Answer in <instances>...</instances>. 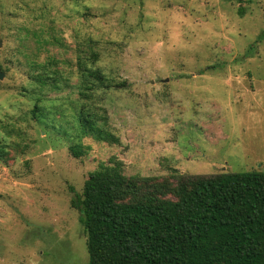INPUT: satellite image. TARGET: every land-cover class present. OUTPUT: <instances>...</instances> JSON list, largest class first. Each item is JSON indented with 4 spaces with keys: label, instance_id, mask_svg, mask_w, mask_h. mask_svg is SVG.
<instances>
[{
    "label": "rangeland",
    "instance_id": "rangeland-1",
    "mask_svg": "<svg viewBox=\"0 0 264 264\" xmlns=\"http://www.w3.org/2000/svg\"><path fill=\"white\" fill-rule=\"evenodd\" d=\"M0 73V264H88L71 201L112 160L128 202L264 172V0H0Z\"/></svg>",
    "mask_w": 264,
    "mask_h": 264
},
{
    "label": "trees",
    "instance_id": "trees-1",
    "mask_svg": "<svg viewBox=\"0 0 264 264\" xmlns=\"http://www.w3.org/2000/svg\"><path fill=\"white\" fill-rule=\"evenodd\" d=\"M83 118L97 140L118 142ZM71 153L82 154L79 147ZM121 169L118 160L101 165L71 201L88 264H264V172L181 175L176 200L128 202L135 186L129 190Z\"/></svg>",
    "mask_w": 264,
    "mask_h": 264
},
{
    "label": "water",
    "instance_id": "water-1",
    "mask_svg": "<svg viewBox=\"0 0 264 264\" xmlns=\"http://www.w3.org/2000/svg\"><path fill=\"white\" fill-rule=\"evenodd\" d=\"M2 79V75H1V73H0V80Z\"/></svg>",
    "mask_w": 264,
    "mask_h": 264
}]
</instances>
